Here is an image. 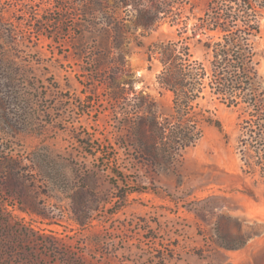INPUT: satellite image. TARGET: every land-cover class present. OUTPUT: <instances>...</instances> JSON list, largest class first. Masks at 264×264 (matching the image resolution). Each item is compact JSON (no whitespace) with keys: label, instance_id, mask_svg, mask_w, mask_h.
<instances>
[{"label":"rangeland","instance_id":"1","mask_svg":"<svg viewBox=\"0 0 264 264\" xmlns=\"http://www.w3.org/2000/svg\"><path fill=\"white\" fill-rule=\"evenodd\" d=\"M82 1L0 0V264H264V177L241 160L239 110L215 103L222 131L203 122L194 146L153 158L75 58ZM208 1L184 5L182 35L198 58L192 28ZM183 24L124 40L133 88L160 119L172 94L147 46Z\"/></svg>","mask_w":264,"mask_h":264},{"label":"trees","instance_id":"2","mask_svg":"<svg viewBox=\"0 0 264 264\" xmlns=\"http://www.w3.org/2000/svg\"><path fill=\"white\" fill-rule=\"evenodd\" d=\"M187 1L83 0L79 28H84L73 42L75 58L90 72L93 86H104L120 126L156 160L167 161L194 146L202 137L203 122L222 131L211 108L215 103L237 108L241 160L248 171L259 165L264 177V90L258 75L264 0H209L192 28L200 34L203 58L194 56L190 36L182 35ZM128 5L122 16L118 9ZM164 20L184 24L177 37L147 46V61L161 65L157 82L172 94V112L160 119L154 102L133 88L124 40L130 34L141 44L139 36Z\"/></svg>","mask_w":264,"mask_h":264}]
</instances>
